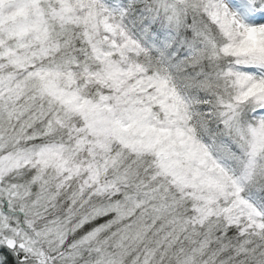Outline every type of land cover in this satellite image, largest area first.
Here are the masks:
<instances>
[{
  "label": "snow or ice",
  "instance_id": "6c2138e0",
  "mask_svg": "<svg viewBox=\"0 0 264 264\" xmlns=\"http://www.w3.org/2000/svg\"><path fill=\"white\" fill-rule=\"evenodd\" d=\"M0 264H264V0H0Z\"/></svg>",
  "mask_w": 264,
  "mask_h": 264
}]
</instances>
